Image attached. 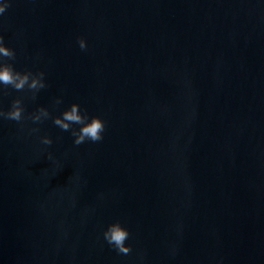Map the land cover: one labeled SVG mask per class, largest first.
<instances>
[{
  "label": "water",
  "instance_id": "obj_1",
  "mask_svg": "<svg viewBox=\"0 0 264 264\" xmlns=\"http://www.w3.org/2000/svg\"><path fill=\"white\" fill-rule=\"evenodd\" d=\"M0 35L47 83L0 90V264H264V0H11Z\"/></svg>",
  "mask_w": 264,
  "mask_h": 264
},
{
  "label": "clouds",
  "instance_id": "obj_2",
  "mask_svg": "<svg viewBox=\"0 0 264 264\" xmlns=\"http://www.w3.org/2000/svg\"><path fill=\"white\" fill-rule=\"evenodd\" d=\"M11 0H0V16L10 7ZM81 50L87 48V41L84 38L78 39ZM15 50L6 45L4 37L0 35V90L11 87L17 91L27 90L35 98L36 94L47 87L45 80V72L39 71L33 73L31 71H19L8 60L15 58ZM62 102V97H57L56 104ZM24 106L22 100L17 98L11 103L7 111L0 109V118L20 122L24 119ZM50 112L45 107H39L31 114L33 123L42 122L50 117ZM53 123L63 131L71 129L74 137L73 143L81 145L86 141L97 142L103 139L105 131V121L97 115L89 116L86 110L82 109L80 104L72 103L68 108L63 110L60 115L52 118ZM78 125L79 127H73ZM32 132L37 129H31ZM52 139L49 136H42L40 143L42 145H51ZM48 159H52L51 153ZM130 236L129 229L125 227L119 220L109 223L103 231V238L107 244L115 249L118 253L128 254L132 248L126 241Z\"/></svg>",
  "mask_w": 264,
  "mask_h": 264
}]
</instances>
